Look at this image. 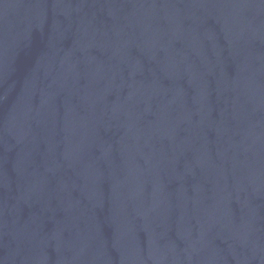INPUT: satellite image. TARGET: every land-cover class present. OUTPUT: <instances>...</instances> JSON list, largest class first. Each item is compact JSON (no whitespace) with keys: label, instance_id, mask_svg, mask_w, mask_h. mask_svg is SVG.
Returning a JSON list of instances; mask_svg holds the SVG:
<instances>
[{"label":"water","instance_id":"95a60500","mask_svg":"<svg viewBox=\"0 0 264 264\" xmlns=\"http://www.w3.org/2000/svg\"><path fill=\"white\" fill-rule=\"evenodd\" d=\"M0 264H264V0H0Z\"/></svg>","mask_w":264,"mask_h":264}]
</instances>
